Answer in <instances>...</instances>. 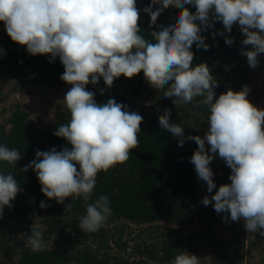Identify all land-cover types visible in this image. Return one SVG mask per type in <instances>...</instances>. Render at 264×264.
<instances>
[{"label": "clouds", "instance_id": "9594fccd", "mask_svg": "<svg viewBox=\"0 0 264 264\" xmlns=\"http://www.w3.org/2000/svg\"><path fill=\"white\" fill-rule=\"evenodd\" d=\"M156 4L161 6L153 11ZM184 5H193L196 11ZM169 6L181 9L178 19L151 32L153 39L148 40L140 34L136 0H0V21L11 40L26 46L30 55L58 56L64 67L60 79L71 85L63 100L70 120L54 132L71 148L37 150L36 159L21 171L33 169L42 193L57 204L82 198L86 209L78 224L82 232L95 233L103 227L113 210L106 195L89 203L97 175L129 160L131 150L140 144L143 116L114 99L98 104L86 85L103 78L110 88L121 75L132 78L142 71L152 87L165 89L164 97L176 107L196 100L197 107L208 109L203 137L185 136L184 127L170 121V109L159 116V127L171 132L180 147L186 140L195 141L198 148L190 162L209 193L216 188L209 165L218 153L231 169V183L221 185L210 198L205 196L202 204H212L217 214H228L226 222L242 220L249 234L264 237V109L247 99L246 85L214 99L218 81L206 63L193 66L191 51L193 44L208 50L201 32L214 22H222L228 33L238 23L246 37L243 45L251 46L242 48L241 54L249 67L256 68L264 53V0H152L143 11L155 25ZM225 43L231 46L234 40L228 36ZM200 115L203 118V112ZM21 157L18 149L0 144V162L15 166ZM20 191L12 173L0 172V218ZM48 206L40 202L41 208ZM71 207L69 203L66 209ZM26 243L33 252L46 247L42 233L33 226ZM170 264H200V258L178 250Z\"/></svg>", "mask_w": 264, "mask_h": 264}, {"label": "trees", "instance_id": "16d2710c", "mask_svg": "<svg viewBox=\"0 0 264 264\" xmlns=\"http://www.w3.org/2000/svg\"><path fill=\"white\" fill-rule=\"evenodd\" d=\"M150 5L152 0H136V6L140 10V34L148 40L153 39L151 32L159 31L161 26L174 24L181 11L180 8L169 6L158 17L156 24L152 25L150 16L143 11ZM160 6L153 5V11ZM184 7L190 12L196 11L193 5ZM1 25H4L2 21ZM220 32H224V35H220ZM201 35L205 37V43L209 47L208 50L197 49L193 44L192 64L196 66L206 63L209 66L211 74L218 81V87L214 89V99L228 89L239 91L245 79L241 54L245 37L242 32L234 24L231 33H228L224 30L222 22L216 21L212 27L203 30ZM228 36L234 40L231 46L225 43V37ZM3 37V43L0 45V82L9 79L26 82L30 78L38 83L63 82L60 77L64 73V67L58 56L52 59L50 54L30 55L26 46L13 42L6 30ZM70 87L71 85L67 84V91ZM18 89V84L13 85L12 90ZM86 90L95 93L94 99L98 104L114 99L117 103L125 105L128 111H136L143 116L141 132L138 133L139 146L131 150L130 158L124 164H117L107 172L98 173L92 200L89 201L92 203L99 196L106 195L113 214L95 233L82 232L78 224L80 217L86 214L83 199L68 198L64 204H57L55 199L49 200L42 193L41 184L33 169L30 168L26 173L21 171L36 159L37 150L50 151L56 148L60 151L64 147L71 148L64 138L54 135L61 124L70 120V113L66 107L58 109L53 123L40 128L30 117L28 110L19 102H15L8 117L0 120V144L18 149L22 157L15 166L0 162V172L12 173L19 182L21 191L11 201L12 207L4 208L0 227L13 218L39 212L38 215L43 217L46 223V228L42 230L43 236L50 235L58 241L57 245L46 246L33 252L26 243V234L15 235L9 239L1 234L0 252L16 256L9 264H170L178 250L196 253L192 236L181 226L193 221L195 206L200 197L196 171L190 162L197 145L195 141L186 140L182 147L178 146V139L171 132L159 127L158 118L165 109H170V121L184 127L185 136H199L196 128L207 118L208 109L197 107L196 100L176 107L171 98L164 97L165 89L152 87L145 80L142 71L132 78L121 75L114 80L110 88L101 78L96 85H86ZM144 95L155 99V111L137 100ZM3 96L4 94L0 93V98ZM201 112L204 114L203 118ZM165 174L167 177L163 180ZM41 201L50 206L41 208ZM69 203L72 207L66 209ZM226 215L228 214L220 213L219 218L222 224L233 232L236 221L226 222ZM121 220L145 225L141 235L147 233L152 238L149 243L145 239L136 242L128 257L111 255L107 250L109 245L105 237L106 228ZM159 221L168 222L172 226L158 225ZM235 237L239 242L243 240L238 235ZM119 239L120 237L116 240L117 246L126 249L125 241L121 243ZM227 241L229 237H226L221 245L227 244Z\"/></svg>", "mask_w": 264, "mask_h": 264}, {"label": "rangeland", "instance_id": "374dc122", "mask_svg": "<svg viewBox=\"0 0 264 264\" xmlns=\"http://www.w3.org/2000/svg\"><path fill=\"white\" fill-rule=\"evenodd\" d=\"M174 18V15L172 16ZM240 30L238 23L235 24ZM5 26H0V45L3 43V32ZM241 31V30H240ZM245 37V36H244ZM246 38V37H245ZM244 49L251 50V46L244 45ZM259 64L256 68L249 67L247 58L242 55L243 70L245 74L244 84L240 90L246 85L249 89L247 99L257 108L264 109V53L260 54ZM17 79H9L0 82V93L4 96L0 98V120L8 117L11 107L15 102H19L29 112L37 127L45 128L54 121L55 112L65 106L64 97L67 93L66 82L38 83L35 79L30 78L26 82L16 83ZM18 84L19 89L12 90L13 85ZM239 90V91H240ZM152 111L156 110L155 99L150 95H144L137 99ZM199 136L203 137L208 129L207 118L201 121L197 126ZM197 145V144H196ZM206 145V149H207ZM198 148V146H197ZM211 154V153H209ZM214 173L213 180L216 188L212 193L207 191L206 182L198 180L195 172L196 180L200 188V197L195 206V215L191 223L182 225L181 227L192 236L193 245L196 248V255L200 258V264H264V237L257 234H249L242 220L236 221L234 231L226 228L219 214L214 211L212 204L204 206L202 200L205 196L209 198L218 191L223 184H230L229 179L231 170H229L225 161L219 158L218 153L214 156L209 165ZM167 174L163 176V180ZM39 212L35 214L16 217L10 220L6 225L0 227V235L3 234L6 239L13 238L15 235H31L32 226L42 233L46 228L43 217ZM161 226H172L165 221L157 222ZM145 225H138L130 221H118L107 226L105 237L107 238L109 248L108 252L115 256L131 255L133 245L136 242H146L152 240L147 233L141 235ZM43 235V234H42ZM235 235L243 240L237 241ZM126 243V249H120L116 240ZM226 237H229L227 244L221 245ZM43 240L47 247L57 245L58 240H54L50 235H44ZM136 255V254H135ZM137 256V255H136ZM16 259V256H8L0 252V264H9Z\"/></svg>", "mask_w": 264, "mask_h": 264}]
</instances>
